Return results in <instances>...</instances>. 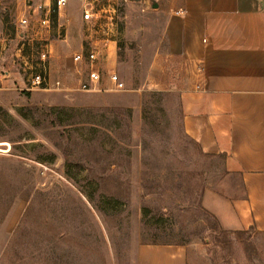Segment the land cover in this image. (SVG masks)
I'll return each instance as SVG.
<instances>
[{
	"label": "rangeland",
	"instance_id": "rangeland-1",
	"mask_svg": "<svg viewBox=\"0 0 264 264\" xmlns=\"http://www.w3.org/2000/svg\"><path fill=\"white\" fill-rule=\"evenodd\" d=\"M56 1L0 0V264H136L142 244L185 246L188 264H264V233H222L201 210L204 188L240 193L238 177L182 134L175 95L142 105L177 93L161 55L183 0ZM94 47L102 80L87 93L72 56Z\"/></svg>",
	"mask_w": 264,
	"mask_h": 264
},
{
	"label": "crops",
	"instance_id": "crops-1",
	"mask_svg": "<svg viewBox=\"0 0 264 264\" xmlns=\"http://www.w3.org/2000/svg\"><path fill=\"white\" fill-rule=\"evenodd\" d=\"M181 10L165 24L161 56L179 93L183 131L204 154L223 156L240 188H204L200 205L223 231L264 233V0H183ZM136 264H188V250L142 244Z\"/></svg>",
	"mask_w": 264,
	"mask_h": 264
},
{
	"label": "built area",
	"instance_id": "built-area-1",
	"mask_svg": "<svg viewBox=\"0 0 264 264\" xmlns=\"http://www.w3.org/2000/svg\"><path fill=\"white\" fill-rule=\"evenodd\" d=\"M66 3V0H57L56 8L60 10ZM180 12H177L176 15H179ZM94 13L92 8L87 7L83 9V20L92 21ZM22 24H26L24 20L21 21ZM48 24V19L44 18L42 21V25ZM47 51H42L39 57V66L41 68V73H37L33 75L31 79V86L35 88H40L44 84H47ZM104 59L103 52L98 48L94 47L88 50L85 53L78 52L72 56V61L75 65L86 67V76L87 83L80 84V90L87 93H95L100 91L101 84V75H100V67L99 64ZM108 82L110 84V90L114 92H121L124 90V84L118 79L117 75L112 73ZM56 86L59 85V82L55 83Z\"/></svg>",
	"mask_w": 264,
	"mask_h": 264
},
{
	"label": "trees",
	"instance_id": "trees-1",
	"mask_svg": "<svg viewBox=\"0 0 264 264\" xmlns=\"http://www.w3.org/2000/svg\"><path fill=\"white\" fill-rule=\"evenodd\" d=\"M172 95L173 96L175 95L174 98L176 99V103H177V110H178V115H179V120H180V128H181L182 134L187 139L191 140L188 136L185 135V133L183 131V125H182L183 113H182V109H181V103H180V98H179V93L178 92L177 93L172 92V91H163V92L152 91V92H144L142 94V105H143V107L145 109L148 108L149 106L150 107H153L156 103H159V102L164 101L165 98L170 97V96L173 97ZM191 141L194 142L193 140H191ZM196 146H197V148H198V150H199V152H200V154L202 156H204L206 158H209V157H218L223 162V156L206 155V154H204L200 150V148H199V146L197 144H196ZM105 180H106V178L105 179L98 180V182L97 181H94V180L92 182L94 184L98 185V184H101V182H104ZM214 189H215L216 192H218L220 194H224V192L222 190H219L217 188H214ZM86 199L89 201V199H91V198H89L88 196H86ZM81 204L84 206V204L82 202H81ZM201 210H202V212H204L205 214H207L208 216H210V217H212L214 219V221L216 222V225H217V227H218V229H219L220 232H222V233H236V232H226V231L221 230L220 227H219V225H218V223H217V221H216V219L213 216H211L207 211H205L202 207H201ZM146 211H147V209L144 208L143 209V215H144V217H146ZM30 212L31 211H26V214L24 215V218H27ZM81 215H82V213H78L75 217H79ZM74 232H75V230H74ZM63 235H64V237H65L66 240H64L62 242L68 241L67 238H70L71 239L73 237V236L70 237V235L67 234V233L66 234L61 233V236H63ZM30 262H31V264H39V260H38L37 256H35L33 260L31 259Z\"/></svg>",
	"mask_w": 264,
	"mask_h": 264
},
{
	"label": "water",
	"instance_id": "water-1",
	"mask_svg": "<svg viewBox=\"0 0 264 264\" xmlns=\"http://www.w3.org/2000/svg\"><path fill=\"white\" fill-rule=\"evenodd\" d=\"M152 8H157V5L153 3Z\"/></svg>",
	"mask_w": 264,
	"mask_h": 264
}]
</instances>
